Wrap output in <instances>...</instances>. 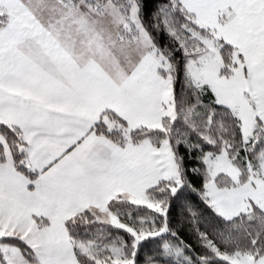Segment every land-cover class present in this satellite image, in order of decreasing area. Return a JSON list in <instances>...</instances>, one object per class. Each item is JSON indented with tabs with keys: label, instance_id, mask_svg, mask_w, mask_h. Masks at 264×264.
Segmentation results:
<instances>
[{
	"label": "snow or ice",
	"instance_id": "6c2138e0",
	"mask_svg": "<svg viewBox=\"0 0 264 264\" xmlns=\"http://www.w3.org/2000/svg\"><path fill=\"white\" fill-rule=\"evenodd\" d=\"M0 264H264V0H0Z\"/></svg>",
	"mask_w": 264,
	"mask_h": 264
}]
</instances>
